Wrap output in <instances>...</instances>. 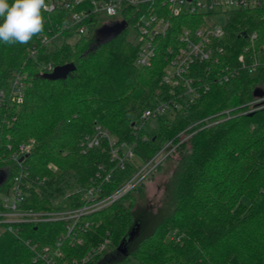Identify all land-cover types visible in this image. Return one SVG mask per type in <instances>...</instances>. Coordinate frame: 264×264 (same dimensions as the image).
Instances as JSON below:
<instances>
[{"label":"trees","instance_id":"16d2710c","mask_svg":"<svg viewBox=\"0 0 264 264\" xmlns=\"http://www.w3.org/2000/svg\"><path fill=\"white\" fill-rule=\"evenodd\" d=\"M42 15L43 30L28 43L0 42V92L8 95L17 73L27 74L22 101L0 95V192L7 194L15 176L22 175L23 185L29 184L23 209L76 208L84 204L88 188L97 184L104 194L113 192L170 141L178 145L170 157L178 155L180 166L170 185L168 211L126 253L118 246L137 223L132 201L125 203L130 192L84 216L74 237L63 221L12 224V230L1 222L0 264H39L32 246L53 245L61 237L60 264H264V106L250 113L239 108L225 120L211 118V125L199 122L252 101L256 88L264 90V66L213 85L190 107L160 115L151 130L144 127L136 136L133 123L143 111L170 98L162 82L165 47L189 22L199 26L203 17L172 18L152 65L140 67V43L129 29L136 26L127 14L129 25L115 38L97 44L96 35H78L53 48L42 43L44 34L68 38L77 31L62 29L70 22L69 10H42ZM225 28L224 44L234 60L257 33L246 56L264 62V7L232 11ZM71 62L76 69L65 79L43 77L44 66ZM97 123L120 140L137 142L136 158L125 169L111 161L107 141L82 153L80 141ZM183 131L190 135L184 141L178 136ZM32 139L19 163L13 154Z\"/></svg>","mask_w":264,"mask_h":264},{"label":"built area","instance_id":"2783aa9c","mask_svg":"<svg viewBox=\"0 0 264 264\" xmlns=\"http://www.w3.org/2000/svg\"><path fill=\"white\" fill-rule=\"evenodd\" d=\"M47 4L49 6L45 10L47 12L56 9L69 10L70 22L64 24L62 29H76L79 35L88 34L89 24L94 26L93 32L97 33L99 29L97 23L102 18L118 17V20L114 21L106 19L107 21L102 26L122 20H126L128 26L127 14L136 26L138 34L140 48L136 65L140 67L152 65L157 51L162 45V39L167 38L172 29V18L203 17L199 26L189 22V26L183 27L165 47L167 63L164 67L162 82L169 87L170 98L156 107L143 111L140 120L133 124V132L136 136L142 128L150 122H155L160 115L190 107L204 93L210 91L213 85L229 83L243 71L254 72L260 66H264L262 60L257 58L248 60L246 56L254 46L257 33L251 35L250 44L245 47V52L236 60L228 54L224 44L225 25L230 18V13L234 10L263 8L264 0H49ZM59 34L54 36L44 34L41 41L49 46L54 37ZM54 67L52 64L44 66L45 72L53 71ZM26 85L27 74L19 72L13 80L11 92L6 95L2 91L0 95L2 98H5V95L8 96L10 101L20 102L23 99ZM254 97L252 101L238 107L224 109L199 122H207L208 125H211L215 123L211 121V118L221 117L225 120L239 108L244 109L241 111L242 113H250L264 106V96ZM199 122L193 123L189 128ZM181 135H183L182 141L190 136L185 135L184 131L178 136ZM103 141H107L111 161L117 163V167L125 169L127 163L136 158L137 142L130 143L120 140L108 128L99 123L95 124L92 134L86 135L80 141L82 153L101 146ZM33 143V139L30 142L22 143L13 154V158L21 163L20 159L30 152ZM177 146L173 141L166 143L154 158L161 157L162 159V157L169 156ZM147 166L146 164L145 167ZM139 175L138 172L131 180L109 194H104L102 185L95 184L85 191L83 205L51 211L25 210L21 207L24 200V189L29 184L23 185L22 175H17L7 196L2 198L4 210L0 213V223H8L9 229L12 230V224L37 223L45 220L63 221L67 222L68 235L72 234L74 237L78 230L77 227L82 226L80 222L84 216L119 201L132 189L134 181ZM110 178L111 174H108L105 181H109ZM62 243L61 237L53 245L38 246L34 244L32 246L35 252L34 262L60 264V259L63 258Z\"/></svg>","mask_w":264,"mask_h":264},{"label":"rangeland","instance_id":"374dc122","mask_svg":"<svg viewBox=\"0 0 264 264\" xmlns=\"http://www.w3.org/2000/svg\"><path fill=\"white\" fill-rule=\"evenodd\" d=\"M106 19L108 18H102V20L97 23V27L100 28L103 23L107 21ZM108 20H118V17H112ZM93 28L94 26L89 24L87 30L89 35L95 36L96 32L93 33ZM129 29L133 32L135 30L137 34L136 29L132 28V25ZM78 35L79 34H76L75 36L66 38L60 33L54 37L53 42L49 46L50 48H53L55 45H61L66 40L68 42H73L78 38ZM153 127V122H150L145 126V128L149 130ZM178 158V155L173 157H170L169 155L162 157V159L161 157H153L140 169V175L135 179L134 186L129 191L131 198L125 200V203L132 201L135 220L138 224L137 232H135L131 242L128 244L130 245L129 247L135 244L143 234L146 235L149 233L152 227H154V225L160 220V217L168 211V206L170 205L168 196L170 185L175 175V171L180 166V160ZM146 164L148 165L147 167H145ZM6 196L7 194H2L0 192L1 198ZM3 229L4 226L0 225V232Z\"/></svg>","mask_w":264,"mask_h":264},{"label":"clouds","instance_id":"9594fccd","mask_svg":"<svg viewBox=\"0 0 264 264\" xmlns=\"http://www.w3.org/2000/svg\"><path fill=\"white\" fill-rule=\"evenodd\" d=\"M45 0H0V42L28 43L42 32Z\"/></svg>","mask_w":264,"mask_h":264},{"label":"water","instance_id":"95a60500","mask_svg":"<svg viewBox=\"0 0 264 264\" xmlns=\"http://www.w3.org/2000/svg\"><path fill=\"white\" fill-rule=\"evenodd\" d=\"M127 27V21H115L111 24H105L101 28L97 30L96 33V41L97 44H101L103 42H106L112 38H115L118 36L125 28ZM76 69V65L71 62L63 65L55 66L53 71L47 72L43 74L44 78L50 79V80H58V79H65L70 72ZM254 96L256 97H262L264 96V90L260 87L256 88L253 92ZM134 124V123H133ZM24 157H22L20 160H23ZM138 224L133 227V229L129 232V234L123 239V241L118 246V251L122 253L127 252V245L129 242H131L135 232H137V226Z\"/></svg>","mask_w":264,"mask_h":264}]
</instances>
